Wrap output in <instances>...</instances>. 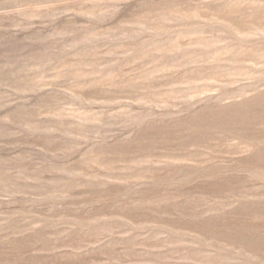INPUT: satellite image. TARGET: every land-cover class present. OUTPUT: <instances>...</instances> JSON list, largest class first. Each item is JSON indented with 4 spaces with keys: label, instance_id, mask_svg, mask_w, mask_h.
Here are the masks:
<instances>
[{
    "label": "rangeland",
    "instance_id": "374dc122",
    "mask_svg": "<svg viewBox=\"0 0 264 264\" xmlns=\"http://www.w3.org/2000/svg\"><path fill=\"white\" fill-rule=\"evenodd\" d=\"M0 264H264V0H0Z\"/></svg>",
    "mask_w": 264,
    "mask_h": 264
}]
</instances>
